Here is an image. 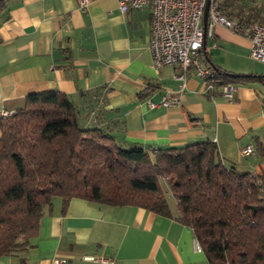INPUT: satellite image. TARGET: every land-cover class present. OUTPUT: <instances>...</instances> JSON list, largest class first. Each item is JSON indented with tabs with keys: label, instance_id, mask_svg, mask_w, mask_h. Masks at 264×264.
<instances>
[{
	"label": "crops",
	"instance_id": "1",
	"mask_svg": "<svg viewBox=\"0 0 264 264\" xmlns=\"http://www.w3.org/2000/svg\"><path fill=\"white\" fill-rule=\"evenodd\" d=\"M229 16L264 24V0H221ZM147 7L122 12L119 0H9L0 16V113L25 106L32 93L58 90L72 95L87 120L107 126L118 139L144 148L217 144L228 164L257 171L264 147V63L254 59L243 33L218 25L206 36L199 61L218 68L237 85L234 99L206 90L196 67L186 87L175 68L157 71ZM144 94H141L142 90ZM172 94L181 103L150 107ZM1 135V130H0ZM252 146L254 153L242 149ZM173 216L133 205H104L62 199L42 220L29 247L3 255L0 264H210L196 247L193 230Z\"/></svg>",
	"mask_w": 264,
	"mask_h": 264
},
{
	"label": "trees",
	"instance_id": "2",
	"mask_svg": "<svg viewBox=\"0 0 264 264\" xmlns=\"http://www.w3.org/2000/svg\"><path fill=\"white\" fill-rule=\"evenodd\" d=\"M8 1L0 0V16ZM213 69L221 83L230 81ZM83 112L72 95L48 90L29 94L25 106L0 117V257L29 247L59 196L64 209L75 197L165 216L176 208L210 264H264L262 145V165L252 171L228 164L213 141L144 148Z\"/></svg>",
	"mask_w": 264,
	"mask_h": 264
},
{
	"label": "built area",
	"instance_id": "3",
	"mask_svg": "<svg viewBox=\"0 0 264 264\" xmlns=\"http://www.w3.org/2000/svg\"><path fill=\"white\" fill-rule=\"evenodd\" d=\"M90 0H80L84 9ZM208 0H119L122 12L130 9L149 8L152 13L150 49L154 67L157 71L164 65L175 68V77L181 81L180 89L186 87L187 72L196 67L197 74L205 80L206 90L214 93L220 90L225 98L232 100L237 92V85L232 81L221 83L217 72L211 67L203 66L199 57L206 36H213L216 26L221 25L234 31L245 33L251 41V56L264 63V24L249 21L245 18H235L223 10L221 0H209L206 28L203 25L205 6ZM141 91V94L145 93ZM181 103L178 95L164 94L159 102L147 99L150 107L175 106ZM13 111L3 110L0 117H9ZM244 155L254 153L252 146L242 149ZM196 247L201 249L199 242ZM91 260H107L115 263L113 258L102 256L88 257ZM53 264H67L64 258L56 257Z\"/></svg>",
	"mask_w": 264,
	"mask_h": 264
},
{
	"label": "rangeland",
	"instance_id": "4",
	"mask_svg": "<svg viewBox=\"0 0 264 264\" xmlns=\"http://www.w3.org/2000/svg\"><path fill=\"white\" fill-rule=\"evenodd\" d=\"M232 17H234V16H232ZM235 18H238V16H235ZM165 188H167L166 185H165ZM167 196H168V199H169L171 205H173V207H174L175 206V199H174L173 195L169 192V190H167ZM60 200H61V197H59V196H56L54 198L55 203L59 202ZM175 211H176V208H175Z\"/></svg>",
	"mask_w": 264,
	"mask_h": 264
},
{
	"label": "water",
	"instance_id": "5",
	"mask_svg": "<svg viewBox=\"0 0 264 264\" xmlns=\"http://www.w3.org/2000/svg\"><path fill=\"white\" fill-rule=\"evenodd\" d=\"M208 9H209V0L206 3L204 17H203V25H204V28H206V24H207Z\"/></svg>",
	"mask_w": 264,
	"mask_h": 264
}]
</instances>
